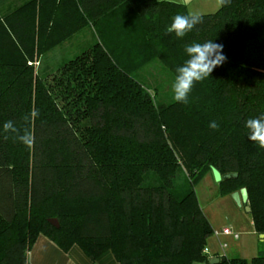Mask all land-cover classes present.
Listing matches in <instances>:
<instances>
[{
	"label": "trees",
	"instance_id": "1",
	"mask_svg": "<svg viewBox=\"0 0 264 264\" xmlns=\"http://www.w3.org/2000/svg\"><path fill=\"white\" fill-rule=\"evenodd\" d=\"M187 13L169 0L0 8V264H29L40 234L62 251L77 245L92 262L110 251L118 264H209L213 229L193 188L211 167L224 192L246 188L243 207L264 235V149L245 128L264 115V0L199 14L182 39L166 32ZM84 27L96 41L40 76L39 58ZM207 40L227 59L187 104L158 101L133 75L157 59L175 76L185 46ZM8 120L32 132L31 147L3 131ZM217 257L214 264H264V250Z\"/></svg>",
	"mask_w": 264,
	"mask_h": 264
},
{
	"label": "rangeland",
	"instance_id": "2",
	"mask_svg": "<svg viewBox=\"0 0 264 264\" xmlns=\"http://www.w3.org/2000/svg\"><path fill=\"white\" fill-rule=\"evenodd\" d=\"M23 1L0 0V8L12 7ZM169 1L183 3L188 12L196 14L212 13L219 8L217 0ZM95 41L96 35L92 29L90 27L82 28L39 58V62L35 63L39 75L54 73L62 62L73 58ZM133 75L149 87L151 92L155 90L158 101L166 103L173 100L171 85L175 76L157 59L143 65ZM193 189L198 205L213 229L212 234L206 239L207 253L235 252L245 259H250L257 249L264 248V238H260V234L256 233L250 214L245 211L243 206H237L231 193L224 192L210 174L200 179ZM222 227H230L233 232L237 233L238 238L235 240L231 236L225 235H221L219 238L215 237L214 232ZM222 243L226 244L224 248L221 247Z\"/></svg>",
	"mask_w": 264,
	"mask_h": 264
},
{
	"label": "clouds",
	"instance_id": "3",
	"mask_svg": "<svg viewBox=\"0 0 264 264\" xmlns=\"http://www.w3.org/2000/svg\"><path fill=\"white\" fill-rule=\"evenodd\" d=\"M219 6L230 3V0H217ZM203 17L189 11L187 14H178L172 18L166 32L174 33L177 38H184L194 27L202 23ZM187 59L182 66L176 68L174 82L171 85L173 100L187 104L189 94L197 82H202L211 76L213 70L221 66L227 59L223 54V45L207 40L203 43L193 42L185 46ZM39 113L33 110L30 115L25 116L27 122L35 118ZM212 129H218L219 125L213 121L209 125ZM248 130V139L264 149V115L249 118L245 121ZM3 131L11 133L15 139L27 147L34 143V136L27 128L18 127L14 121L8 120L3 124Z\"/></svg>",
	"mask_w": 264,
	"mask_h": 264
},
{
	"label": "crops",
	"instance_id": "4",
	"mask_svg": "<svg viewBox=\"0 0 264 264\" xmlns=\"http://www.w3.org/2000/svg\"><path fill=\"white\" fill-rule=\"evenodd\" d=\"M9 7L7 6V8ZM220 236L221 235H217L215 237L219 238ZM260 238H264V235L260 236ZM262 250H264V248H262ZM257 252L258 249L252 256ZM222 253L223 254H219L215 252L210 254L208 252V255L210 258L224 254L227 257L244 258L242 255L235 252ZM27 260L29 264H118L110 251L104 252L92 262L77 245L71 246L67 251H62L56 244L41 234L36 237L30 247L27 253Z\"/></svg>",
	"mask_w": 264,
	"mask_h": 264
},
{
	"label": "water",
	"instance_id": "5",
	"mask_svg": "<svg viewBox=\"0 0 264 264\" xmlns=\"http://www.w3.org/2000/svg\"><path fill=\"white\" fill-rule=\"evenodd\" d=\"M211 175H212L215 182H219L222 179L220 172L214 167H211ZM235 175L236 174H233V176H235ZM224 177L227 178V177H230V175L227 174ZM231 197L233 198V200L237 204V206H243L247 202V190H246V188L243 187V188H240L238 191L232 192ZM244 209L246 212H249V210H250L248 206H244ZM48 222H50L55 227L58 226V223L55 219H49ZM260 236H262V234H260ZM220 260H223V258L211 257V258H209L208 263L214 264V263L219 262ZM192 264H206V263L205 262H202V263L194 262Z\"/></svg>",
	"mask_w": 264,
	"mask_h": 264
},
{
	"label": "built area",
	"instance_id": "6",
	"mask_svg": "<svg viewBox=\"0 0 264 264\" xmlns=\"http://www.w3.org/2000/svg\"><path fill=\"white\" fill-rule=\"evenodd\" d=\"M214 235H225V236H231L233 239H237L238 235L237 233L233 232L230 227H222L220 230L215 231ZM226 246L225 243L221 244V247L224 248ZM206 252V250H204Z\"/></svg>",
	"mask_w": 264,
	"mask_h": 264
}]
</instances>
